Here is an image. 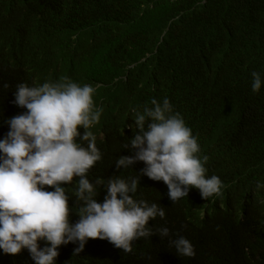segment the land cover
Here are the masks:
<instances>
[{
    "label": "trees",
    "instance_id": "16d2710c",
    "mask_svg": "<svg viewBox=\"0 0 264 264\" xmlns=\"http://www.w3.org/2000/svg\"><path fill=\"white\" fill-rule=\"evenodd\" d=\"M13 2L36 14L20 35L7 37L4 20ZM14 38L22 56L13 52L6 58L4 49ZM32 48L50 51L54 74L94 86V103L103 109L91 127L96 130L131 124L130 116L151 107L152 99L167 97L208 156L207 170L222 174L242 204L261 205L257 215L235 224L203 217L198 189L175 203L168 190L136 192L165 208L164 219L149 221L153 230L167 226L173 236L189 239L194 258L178 256L157 233L134 241L130 253L99 238H89L79 253L77 244L61 245L56 264H264V187H257L264 185V85L259 92L251 88L253 71L264 80V0H0V139L9 131L7 119L22 109L14 103L16 86L33 75L30 65L38 76L42 60L33 62ZM79 142L87 147V141ZM106 142L100 146L104 156L87 173L89 181L138 176L144 162L117 169L125 147L120 149L115 136ZM77 180L65 185L73 223L79 219ZM97 190L103 202L106 189ZM0 264L35 262L27 249L15 255L0 250Z\"/></svg>",
    "mask_w": 264,
    "mask_h": 264
},
{
    "label": "clouds",
    "instance_id": "9594fccd",
    "mask_svg": "<svg viewBox=\"0 0 264 264\" xmlns=\"http://www.w3.org/2000/svg\"><path fill=\"white\" fill-rule=\"evenodd\" d=\"M35 14L13 2L4 20V29H10L6 36L20 35ZM19 17H24L22 22ZM4 52L6 58L13 52L22 56L15 38ZM29 54L37 66L42 60L38 76L30 65L33 75L16 86L14 103L22 109L7 119L9 131L0 139V250L5 254L27 249L35 264H56L61 245L77 244L74 253H79L89 238H99L130 253L134 241L158 233L178 256L194 258L195 246L189 239L178 233L173 236L167 226L153 230L149 221L164 219L165 208L136 192L149 195L168 190L175 203L188 194L196 195L198 189L205 201L203 217H223L239 224L257 215L261 205L242 204L222 174L207 170L208 156L201 154L198 138L167 97L162 102L152 99L151 107L130 116L131 124L122 121L96 130L91 127L99 122L103 109L94 103V86L54 74L50 51L32 48ZM251 76L252 91L259 92L264 80L256 71ZM102 84L103 79L96 81V87ZM24 108L27 111L22 113ZM114 136L122 143L120 149L125 147L116 168L128 169L138 161L145 167L136 177L114 175L106 183L102 178L92 183L87 173L104 156L100 146ZM79 141H87V147ZM74 177L78 178L75 204L80 202L75 223L66 190ZM97 186L106 189L103 202L97 200Z\"/></svg>",
    "mask_w": 264,
    "mask_h": 264
}]
</instances>
